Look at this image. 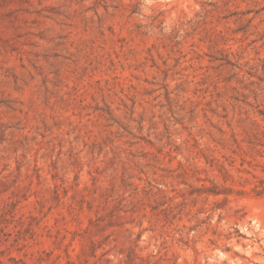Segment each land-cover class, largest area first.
Masks as SVG:
<instances>
[{"label":"rangeland","instance_id":"rangeland-1","mask_svg":"<svg viewBox=\"0 0 264 264\" xmlns=\"http://www.w3.org/2000/svg\"><path fill=\"white\" fill-rule=\"evenodd\" d=\"M0 264H264V0H0Z\"/></svg>","mask_w":264,"mask_h":264}]
</instances>
